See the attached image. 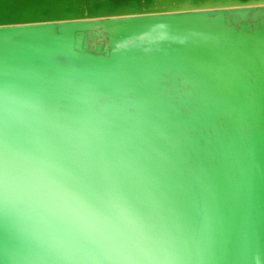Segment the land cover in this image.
Listing matches in <instances>:
<instances>
[{"label":"water","instance_id":"water-1","mask_svg":"<svg viewBox=\"0 0 264 264\" xmlns=\"http://www.w3.org/2000/svg\"><path fill=\"white\" fill-rule=\"evenodd\" d=\"M192 1L0 0V264H264V5Z\"/></svg>","mask_w":264,"mask_h":264},{"label":"bare ground","instance_id":"bare-ground-1","mask_svg":"<svg viewBox=\"0 0 264 264\" xmlns=\"http://www.w3.org/2000/svg\"><path fill=\"white\" fill-rule=\"evenodd\" d=\"M8 1L11 2L12 0H8ZM19 1H24V0H19ZM29 1L32 2L34 0H29ZM62 1H65V2L66 1H69L70 3H71V1H73L72 6H73L74 11L71 14L65 15L66 17L76 18L77 16L80 15V13H78V12H81L82 13L83 11H87V7L83 8V10H80L82 8L81 6H78L77 4L74 5L75 0H57L56 3L62 2ZM87 1L89 2V6L91 7L97 0H87ZM125 1L126 0H121V1L118 0V2L116 4H110L109 8L107 9V12H104L103 14H108V15H111V14H119L120 11H114V10H117V9H120V8H127L128 9V6H122L121 5V3L123 5H125L124 4ZM178 1H179V6L178 7H180V8H182V7L185 8L186 7L187 9H189V8H192L193 7L192 4H194L192 0H178ZM221 1H223V0H221ZM255 1H256L255 2V5H264V0H255ZM164 3H165V1H161L160 3H155V6H152V8L141 7V4H138V8H140V9H134V10H130V11H134L135 12V11H140V10H143V11L144 10H151V11H155V10H168V8H169L168 6L169 5L168 6L167 5H163ZM197 3H198L197 6L199 8H206V7L215 8V7L218 6L217 4H214V1L209 2L210 4H205L206 1H204L202 3H200V2H197ZM250 4L251 3H248V5H250ZM60 5H61V3L58 4V6H60ZM144 6H145V4H144ZM175 6H177V5L176 4H171V8H175ZM61 7H63V5ZM91 13L94 14L93 11H91Z\"/></svg>","mask_w":264,"mask_h":264}]
</instances>
